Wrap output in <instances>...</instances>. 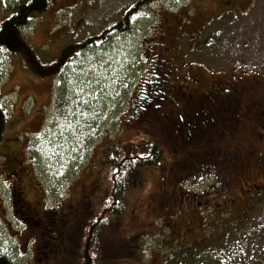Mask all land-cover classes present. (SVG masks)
Masks as SVG:
<instances>
[{
    "label": "rangeland",
    "instance_id": "obj_1",
    "mask_svg": "<svg viewBox=\"0 0 264 264\" xmlns=\"http://www.w3.org/2000/svg\"><path fill=\"white\" fill-rule=\"evenodd\" d=\"M134 1L50 0L49 8L22 33L33 54H1L0 100L7 118L0 139V252L15 264L81 263L88 237L81 233L87 219L80 218L92 204L105 215L101 201L110 188L104 177L108 145L152 143L161 157L155 165L140 167L125 192L122 214L111 221L101 219L104 227L97 232L98 248L90 247L99 264H161L168 254L173 259L181 257L179 247L200 248L207 237L231 224L236 227L230 230L236 241L245 237L254 245L264 235L259 225L264 221V170L254 168L253 178L247 172L239 190L231 188L229 180L225 182L230 177L229 153L221 160V180L214 184L198 180L197 186L185 187L200 196L208 193L205 199H211L206 211L195 208L201 207L198 198L190 200V210L185 204L175 208V217L168 207L157 210L152 204L160 190L169 187L171 182L162 183V178L186 149L173 148L170 136L161 129L169 113L185 104L182 93L197 95L212 85L224 84L232 90L264 85V0L159 1L135 14L127 33H112L104 43L96 40L85 45L105 26L117 23ZM7 12L0 0V21ZM159 48L169 58V81L177 83L176 88L166 90V82L160 85L150 77L157 75ZM39 64L50 73L45 74ZM68 90L78 103H92L95 110L70 113L66 124L62 119L53 133L55 101ZM166 91L170 97H160L159 92ZM247 104L243 101L244 111L258 112ZM137 107L143 110L131 114ZM177 115L172 118L179 124ZM85 116L100 139L88 148L83 163L75 159L70 164L71 156L81 148L71 147L69 141H81L77 131L84 135ZM216 116L208 124L225 135L232 122ZM182 117L181 137L192 139V134L183 136L187 120ZM212 131L206 129L207 134L201 135L205 147L213 141ZM258 131L264 146V129ZM242 134L238 130L231 136L229 150L239 149ZM224 141L220 142L222 150ZM74 165L77 171H69ZM244 218L246 222L239 223ZM243 250L247 252V246ZM243 256L247 259L248 254ZM221 262L228 264L225 256ZM252 263L264 264V258L253 257Z\"/></svg>",
    "mask_w": 264,
    "mask_h": 264
},
{
    "label": "trees",
    "instance_id": "obj_2",
    "mask_svg": "<svg viewBox=\"0 0 264 264\" xmlns=\"http://www.w3.org/2000/svg\"><path fill=\"white\" fill-rule=\"evenodd\" d=\"M159 1L163 0H136L132 2L125 8L122 15L120 16V20L117 23L110 24L108 27L105 26V28L101 30V32L97 36L87 39L85 45H88L90 43H92L93 45L96 40L100 43H104L112 33H127L131 29L130 26L132 17L148 5L158 4ZM4 2L6 4L8 12L6 17L0 21V67L2 56L1 54L3 51L8 55H17L18 53H22L23 51L27 52L28 55L33 54L31 47L23 38V30L34 23V21L37 20L40 15H42L49 8L51 4L50 0H4ZM158 51L161 52L160 48L158 49ZM158 54L159 61L157 62L158 69H156L157 75L153 77L150 75V77L158 79V81H160V85L166 82V85L168 86L167 88L171 86L176 88L178 84L174 81H169L168 56L163 55L162 52ZM57 63L60 64L59 62ZM51 65L52 64H50V66ZM40 66L41 68H43L45 74L50 73V69H47V66ZM60 67L63 68L64 65ZM60 67L57 76L60 75L62 69H60ZM148 81H150V79ZM212 87H219L220 89L222 88V85H212ZM167 88L164 89L167 90ZM198 88H201V85ZM67 92L68 93H62V95L60 97H57L55 101L56 103L53 119L50 125V130H53V133H55L54 128H59V123L62 122V119L66 124V122L68 121L67 119L72 116L71 114L75 115V112L77 110H79L77 112V114L79 115L82 111L88 113L95 110V106H93L92 103H78L76 96H74V94L70 92V90H68ZM201 92L198 90L197 95L200 96ZM206 93L207 91H205L203 94ZM159 94H161L160 97L168 99L171 93L168 94V92L166 91L164 93L159 92ZM149 96L151 97V94H149ZM134 109L135 108H132V110L130 111L131 114H137L139 113V110H143L142 107H137L135 110ZM86 116H88V114ZM86 116L85 118H87ZM6 118L7 112L1 104L0 100V139L2 136ZM87 119V128L84 132V135L82 134V132L79 133L77 131L78 136L82 138L81 141L79 142L76 138H73L69 141V145L71 147L77 148L80 146L81 148L78 154H73V156H71V158L73 157L74 160H71L70 164L77 161L79 163H83L84 158H86V156L88 155V148H91V146L94 144L93 142H95L97 138L100 139L97 129L95 128V126H92L89 118ZM164 121L165 125L161 128L162 132L170 136V143L173 148L179 149V151H181V147H183V145L180 138L170 132L168 125L166 124V122L168 121L167 118ZM157 132L158 134L162 133L160 132V130H157ZM71 133L72 131H69L64 134L68 135ZM83 145H86L84 151ZM128 145H108L104 149L106 154V159L104 162L107 166L104 177L106 179V182L108 181V183L110 184V188L108 187L105 193L106 198L101 201V204L103 203L102 207L104 208L105 215L104 217H102L103 214H99L97 210L93 209L95 205L92 204L93 206H88L86 210L87 213L83 214L80 218L83 219V221L84 219H87L86 222H84L85 228L81 230V233L87 236V239L89 240V242L87 240L86 248L83 247L87 254L82 257L80 264H99L98 260L96 259L95 253L92 251V249H90V247L94 249L98 248L99 242L97 241V232L99 231V228L104 227V225L101 224V219H108L109 221H111L113 217L115 218L122 214L125 192L127 191L129 185L135 180L140 167L155 165L159 162V159L161 157V152L155 144L148 143L143 145L142 147L134 146L132 144L130 146ZM69 153L70 152H67V155ZM77 169L78 168L75 165L73 166V168H68L69 171L73 172L77 171ZM180 176L182 175L179 174V177ZM89 207H91L90 210H88ZM155 207L156 206L154 205V208ZM157 210H159V208H157ZM245 218L239 223L246 222ZM160 223L162 224L161 221ZM234 225L235 224H231V226H229L230 228H222L216 235L207 237V243H204V245H202L200 248L193 249L189 252H182L180 255L181 257L173 259L170 254L166 255L161 264H221L224 256L227 258L228 264H250V262L253 260V257L255 259H258V257L264 258V256L261 255L262 253L264 255V235L258 238L256 237L257 240L255 241L257 244L254 245H252V239H248L245 237V240L236 241L233 237V233L230 231L232 228H236L233 227ZM259 225L260 228L264 230V221H261ZM204 226L206 225H203V227ZM246 246L247 252L245 251L243 253V247ZM88 252H90V256H92L93 258L88 255ZM186 253L188 254L184 256L183 254ZM245 254H248L247 259L249 258L250 261L247 262V259H245V257L243 256ZM0 264H15V262L11 257H8L0 252Z\"/></svg>",
    "mask_w": 264,
    "mask_h": 264
},
{
    "label": "flooded vegetation",
    "instance_id": "obj_3",
    "mask_svg": "<svg viewBox=\"0 0 264 264\" xmlns=\"http://www.w3.org/2000/svg\"><path fill=\"white\" fill-rule=\"evenodd\" d=\"M256 85H258V87L237 86L240 90H232L231 88L224 87L223 84V89L212 87L206 94L200 96H187L185 94L187 92L182 93L180 97L183 98L185 104L181 107L174 108V113H169L166 124L173 135L181 138L180 140L183 145L182 151L186 149L183 152V157L178 161H173L168 169L167 175L162 178V183H171H169V187L166 190L161 189L155 198L152 199V204L156 206L155 209H160L161 207L166 209V207H168L169 211H171L175 217L177 214L175 208L178 209L185 204L186 207H189L187 209L190 210V200L198 198V200H201L198 201L199 203L201 202V207L198 205L195 208L197 211L199 208L206 211L208 209L207 205H209L207 202L211 199H205L208 193H204L200 196L199 194L185 190V187L186 185L197 186L199 183L197 182L198 180H201V184L209 180L213 181L214 184L217 180H221V176L218 172L221 166V160L227 157L226 153L230 155V157L228 156L230 167L227 166V170H230V177L227 175L225 177V182L227 183L229 180L231 188L239 190L241 184L248 176L247 172H249L253 178L254 168L264 170V146L259 143L260 133L258 131L259 129H264V90L262 88L264 85ZM243 101L247 102L248 106H251L249 109L256 107L258 112L255 113L252 110L244 111L242 106ZM216 106L217 110L214 111L213 109ZM176 113H178L179 124H176L174 118H172ZM182 115L185 116L187 120L185 122L186 128L183 131V136L192 134V139L187 136L186 138L188 139L181 137L182 133L179 132L181 129L179 126L180 123H183ZM213 115H220L224 117L226 121L232 122L231 129L227 127L225 135L218 133L214 124H208V119L211 120ZM203 128L205 129L199 134L198 130ZM211 128L214 133L213 141L209 147H205L204 143L201 142V135H206V129L210 131ZM238 130L243 131V134L239 135V138H241L244 145L242 141H240L239 144L241 146L238 145L239 149L232 152L229 150L232 144L231 136L236 135ZM193 131L197 132V134L193 135ZM223 139H225V141L223 142L224 146L222 150L220 142ZM191 144H193L192 148H190ZM233 163H236L235 168H232ZM199 170H202V173ZM179 174L182 176L179 177ZM166 178H168L169 181H166ZM170 180L175 181L172 182ZM214 198L216 197H213V199ZM186 207L184 208L186 209ZM202 244L204 245V243H201V246ZM191 247L192 245H187L179 247L178 250L182 249L183 252L188 250L189 252L191 251Z\"/></svg>",
    "mask_w": 264,
    "mask_h": 264
}]
</instances>
